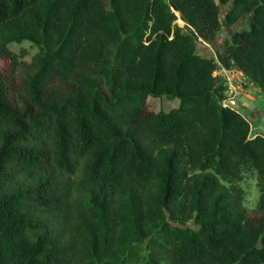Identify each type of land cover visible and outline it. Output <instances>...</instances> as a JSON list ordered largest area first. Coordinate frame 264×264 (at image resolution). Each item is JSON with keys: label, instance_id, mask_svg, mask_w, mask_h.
Here are the masks:
<instances>
[{"label": "trees", "instance_id": "obj_1", "mask_svg": "<svg viewBox=\"0 0 264 264\" xmlns=\"http://www.w3.org/2000/svg\"><path fill=\"white\" fill-rule=\"evenodd\" d=\"M216 61L264 90V0H0V264H264V136Z\"/></svg>", "mask_w": 264, "mask_h": 264}, {"label": "rangeland", "instance_id": "obj_2", "mask_svg": "<svg viewBox=\"0 0 264 264\" xmlns=\"http://www.w3.org/2000/svg\"><path fill=\"white\" fill-rule=\"evenodd\" d=\"M230 7L228 2L225 5H220L221 14L220 20L223 23V16ZM178 18L176 24L181 27L184 32H188L187 24L180 18L177 12ZM246 18L239 19L230 27L223 26L220 34L216 39L207 43L201 38H196L197 52L205 57L216 59V50L223 49L225 39H229L231 34L247 25ZM11 49L15 53H20L22 49H25L24 57H19L20 60L29 62L32 55L38 50L30 43L11 44ZM217 62V67L213 74L225 87L224 95L225 99L223 104L227 101H233V108H236L249 122L250 134L263 135L264 136V90H262L256 83H254L249 77L241 72L237 67L225 68L220 62ZM178 106L177 100H169L167 98L148 97L146 99V108L150 111L158 112L160 110H168ZM239 188L242 191L243 206L246 212L251 215L255 212L258 198L259 187L257 185L256 173L252 170H244L242 172V178L238 183ZM191 221H188L190 223Z\"/></svg>", "mask_w": 264, "mask_h": 264}, {"label": "water", "instance_id": "obj_3", "mask_svg": "<svg viewBox=\"0 0 264 264\" xmlns=\"http://www.w3.org/2000/svg\"><path fill=\"white\" fill-rule=\"evenodd\" d=\"M233 105H234L233 101L225 102V106L233 107Z\"/></svg>", "mask_w": 264, "mask_h": 264}]
</instances>
